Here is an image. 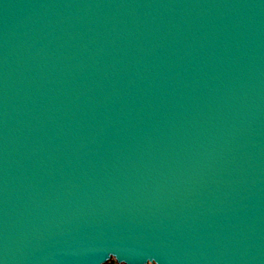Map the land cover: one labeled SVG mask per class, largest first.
<instances>
[{"label":"water","instance_id":"1","mask_svg":"<svg viewBox=\"0 0 264 264\" xmlns=\"http://www.w3.org/2000/svg\"><path fill=\"white\" fill-rule=\"evenodd\" d=\"M264 264V0H0V264Z\"/></svg>","mask_w":264,"mask_h":264},{"label":"rangeland","instance_id":"2","mask_svg":"<svg viewBox=\"0 0 264 264\" xmlns=\"http://www.w3.org/2000/svg\"><path fill=\"white\" fill-rule=\"evenodd\" d=\"M106 264H116V260H111V262H108V263H106ZM149 264H151V263H149Z\"/></svg>","mask_w":264,"mask_h":264}]
</instances>
